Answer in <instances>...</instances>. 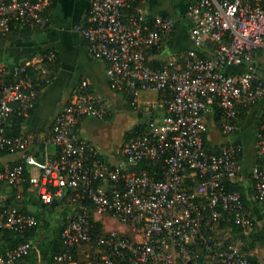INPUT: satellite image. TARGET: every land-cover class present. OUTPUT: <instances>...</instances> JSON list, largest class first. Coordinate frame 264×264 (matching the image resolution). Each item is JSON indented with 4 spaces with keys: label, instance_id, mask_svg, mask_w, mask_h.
I'll list each match as a JSON object with an SVG mask.
<instances>
[{
    "label": "built area",
    "instance_id": "1",
    "mask_svg": "<svg viewBox=\"0 0 264 264\" xmlns=\"http://www.w3.org/2000/svg\"><path fill=\"white\" fill-rule=\"evenodd\" d=\"M53 0H0V33L12 25L47 26ZM192 47L152 64L176 27L171 15L146 14L142 0H92L80 26L88 51L107 63L110 87L131 97L141 92L153 114L138 134L120 147L112 163L80 135L88 116L104 118L109 97L92 94L86 80L54 116L37 150L27 135H9L6 124L29 118L39 88L51 76L54 51L22 62L0 61V151L20 153V162L0 169V186L25 182L43 204L56 200L66 210L61 231L69 248L54 256L65 264H259L229 226H254L240 190H227L241 170L242 146L231 141L205 144L208 115L221 113L222 132L237 128L239 106L264 98V76L255 51L264 52V0H193L188 5ZM210 54H206L209 51ZM152 50H155L153 52ZM53 147V149L51 148ZM258 161L251 171L252 198L264 209V119L257 133ZM162 161L160 176L140 165ZM27 171V175H25ZM116 219L118 228L105 220ZM38 219L0 197V230L22 232ZM223 235V236H222ZM83 258L79 260L77 247ZM19 243L0 253L14 264L30 253Z\"/></svg>",
    "mask_w": 264,
    "mask_h": 264
},
{
    "label": "crops",
    "instance_id": "2",
    "mask_svg": "<svg viewBox=\"0 0 264 264\" xmlns=\"http://www.w3.org/2000/svg\"><path fill=\"white\" fill-rule=\"evenodd\" d=\"M91 1L53 0L46 11L48 16L47 26L31 30L29 34L14 37L0 45V61L22 62L38 57L49 50L54 51L56 54V64L51 67L50 79L40 89L37 103L31 115L21 126L22 132L30 138L31 148L34 151L37 150L41 140L48 135L54 116L74 95L80 81H87L88 89L92 94L111 98L113 108L110 114L104 118L84 117L78 124V131L81 136L90 142L97 153L114 163L121 159L119 149L124 143V137L121 142L119 141L113 146L110 145L105 148L100 146L92 135L95 122H101L102 119L112 117L113 113L118 111H129L134 115L136 109L142 112V110H146L147 103L152 101L156 95L143 93L141 99L138 100L140 107L134 108L120 93L110 87L106 73L107 63L94 57L88 51L86 40L78 29L87 23V13ZM191 1L193 0H142V6L146 14L163 13L171 15L176 20L171 43L167 44L165 42L162 52L151 54L152 62H158L169 54L192 47L189 31L181 27L183 18H189L187 10ZM210 53V49L206 51V54ZM254 56L260 74L264 76V52L257 49ZM136 115L138 116V113ZM215 118L212 114L206 117V137L210 145L219 146L226 142L235 141L242 146L240 175L231 183L240 187L246 211L254 218L253 228L245 230L249 237L245 243L251 246L247 250L259 264H264V209L258 202L253 200L251 195L253 190L251 171L258 161L257 133L264 119V98L251 105L243 106L239 110L237 128L233 132H222L221 119ZM51 148L53 149L52 146ZM20 157V153L9 154L3 152L0 155V168L20 160ZM26 195L21 196L23 205L28 210H41V206L37 204V196L31 188H28ZM9 196L10 188L0 186V197L7 200ZM53 207L54 209L61 208L56 206V203ZM60 210L61 214L63 210L62 208ZM43 215L45 216V214ZM233 236L243 245L242 240L237 237L236 233L233 232ZM41 249L38 242H34L30 253L14 264H48L42 255Z\"/></svg>",
    "mask_w": 264,
    "mask_h": 264
},
{
    "label": "trees",
    "instance_id": "3",
    "mask_svg": "<svg viewBox=\"0 0 264 264\" xmlns=\"http://www.w3.org/2000/svg\"><path fill=\"white\" fill-rule=\"evenodd\" d=\"M192 25L193 24L189 18H183V20L181 22V27H183L185 30L189 31L190 28L192 27ZM174 30H173L172 34L174 33ZM30 32H31V30L28 28L18 27L16 25H12L10 31H8L6 33H0V45H3L6 41L11 40L14 37L21 36L22 34H29ZM172 34L169 36L168 40L166 41L167 44L171 43ZM152 51L155 52V50H152ZM157 63L158 62H152V64H154V65H157ZM55 64H56V58H55L54 62L50 65V68L53 67V65H55ZM41 88H39V91ZM39 91H38V94H39ZM122 96L125 98V100L127 102H130L131 97H129L127 94H123ZM37 99H38V95L36 98V103H37ZM242 108H243V106H239V110ZM32 111H33V109L31 110V113H32ZM138 116L142 117L141 111L138 112ZM213 116L216 117L215 119H218V120L221 119V113H220L219 109L216 108L215 112L213 113ZM25 120L26 119L22 118L21 116L15 117L11 121V123L6 124V133L9 135L24 134V132H22L21 126H22L23 122H25ZM146 125H147V121H141V122L137 123L135 126H133L129 131H127L125 133L124 142L126 140H128L130 137H132V136L138 134L139 132H141L142 130H144ZM24 135H26V134H24ZM204 140H205L206 146L209 148L210 143L207 140L206 136H204ZM1 154H3V151H0V155ZM18 162H20V160H17V161H15L12 164H9L7 166L11 167L12 165H14L15 163H18ZM5 167H1L0 169H4ZM140 167L146 169V171L149 174H152L153 172L157 171L156 177H159L161 169L163 167V162L162 161L154 162L151 160H144L141 163ZM25 175H27V171H25ZM231 182L232 181H226L225 182L227 190L237 189V190L241 191V189L238 185L233 184ZM28 188H30L29 184H28V182H25L21 188V192H22L23 196H27L26 194L28 193ZM16 192H17L16 188L10 189V196L7 198V203L12 204V205H16L21 210L34 214L36 216V218L38 219V223L34 226L26 228L22 232L10 230V229L0 230V253L5 252L8 248H11V247H13L19 243L29 242L33 245V243L34 242L36 243V241H37L38 244L42 248L41 249L42 255L44 256V258L46 259L48 264H65L64 260H56L54 258L55 255L60 254L66 250H69V248L63 244L62 239H61V231L63 228V223L55 225L52 232L46 231V234L44 235L42 240H38V238H37V233L39 232L40 226L44 227L46 230V225H45V223H43V219L41 218V216L43 214H45V211L53 210L54 207L51 206L50 204H43L37 198V200H38L37 204H39L41 206V210L40 209H37L35 211L28 210L23 205V202H22L23 198H21V199L16 198ZM66 213H67L66 210H63L61 212V214L64 218L63 221H65ZM42 217H44V215ZM222 226H229L231 231L236 233L238 235L237 237L240 240H242L243 247L245 249L251 248L250 245L248 246L245 243V241L247 242L249 237L246 234L245 228L243 226L238 225V224H234V223H228V224L223 223ZM86 247H87L86 245H80L77 247L76 251H77L79 260H81L83 258V254L81 253V249L86 248ZM252 259L254 261H256L254 258H252Z\"/></svg>",
    "mask_w": 264,
    "mask_h": 264
},
{
    "label": "rangeland",
    "instance_id": "4",
    "mask_svg": "<svg viewBox=\"0 0 264 264\" xmlns=\"http://www.w3.org/2000/svg\"><path fill=\"white\" fill-rule=\"evenodd\" d=\"M165 56L166 55L164 54V57ZM143 93L145 92L140 93L138 100L141 99ZM138 112L139 110L136 109V113L134 115L132 112L129 111H118L117 113L114 112L112 117L102 119L101 122H95V126L92 132L93 139L104 148L110 145L113 146L114 144L119 143V141L121 142L125 133L129 131L135 125V123L147 121L151 116H153V114L157 113V111L153 108H146V110H142V117L139 118V116L136 115ZM18 191L19 189H17V192ZM60 209L61 208H56L51 211H45V216H41V218L43 219V223H45L46 225V230L44 227L40 226L39 232L37 233L38 239L42 240L44 235L46 234V231L52 232L56 224L63 223V217L62 214H60ZM32 210L35 211L37 209ZM105 223L108 228L119 227L118 221L113 218L106 219Z\"/></svg>",
    "mask_w": 264,
    "mask_h": 264
},
{
    "label": "water",
    "instance_id": "5",
    "mask_svg": "<svg viewBox=\"0 0 264 264\" xmlns=\"http://www.w3.org/2000/svg\"><path fill=\"white\" fill-rule=\"evenodd\" d=\"M55 203H56V200H55V199H53V200L51 201L50 205H51V206H54V205H55Z\"/></svg>",
    "mask_w": 264,
    "mask_h": 264
}]
</instances>
